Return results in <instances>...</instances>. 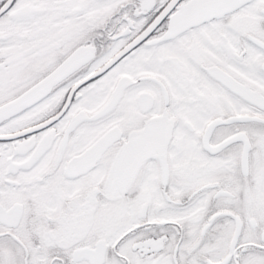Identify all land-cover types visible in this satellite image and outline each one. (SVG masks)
<instances>
[{"label":"snow or ice","instance_id":"6c2138e0","mask_svg":"<svg viewBox=\"0 0 264 264\" xmlns=\"http://www.w3.org/2000/svg\"><path fill=\"white\" fill-rule=\"evenodd\" d=\"M0 264H264V0H0Z\"/></svg>","mask_w":264,"mask_h":264}]
</instances>
